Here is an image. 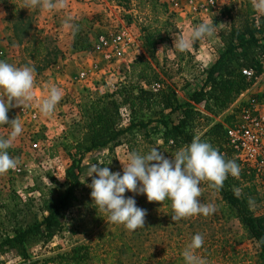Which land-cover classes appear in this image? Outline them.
<instances>
[{"label":"rangeland","instance_id":"1","mask_svg":"<svg viewBox=\"0 0 264 264\" xmlns=\"http://www.w3.org/2000/svg\"><path fill=\"white\" fill-rule=\"evenodd\" d=\"M213 1L209 4L210 0H176L175 4L173 0H130L125 7L118 0H67L64 8L49 11L39 7L23 8L24 0H0V60L17 66L31 65L36 69L35 101L28 107H12L8 111L9 120L19 116L23 132L8 149L11 156L19 158L18 166L0 175V243L12 236L18 227L42 220V199L48 197V190L56 183H65V170L75 153L73 147L77 142L85 141L84 111L91 103L130 80V67L138 57H146L160 71L161 88L165 84L173 85L176 90L180 85L186 88L187 79L194 76L192 84L204 71L196 61V51L201 49L198 43H215L218 32L230 26L228 15L223 14L225 9L235 13L249 1L264 16V12L255 7L259 0ZM206 20L215 23L216 32L211 38L197 41L183 52L173 47L175 38ZM70 24L78 25L79 31L73 34ZM119 31H125L131 38V52L125 58L106 61L98 47V39L101 35ZM148 34H158V41L150 50L145 46ZM196 70L199 76L193 74ZM82 74L85 76L81 77ZM51 85L62 89L63 98L52 115L44 116L38 103L46 97ZM239 105L234 101L217 117L206 111L201 110V113L212 119L210 124L222 122L225 117L238 113ZM120 113L122 125L127 126L131 120L130 111L122 107ZM140 117L147 119L150 114L144 111L137 114V118ZM199 123L195 131L201 137L208 122L200 119ZM10 131V126H0V137L7 138ZM147 141L139 139L140 150L145 149L142 154L161 142L156 134L150 137L152 144ZM128 151V144L122 143L112 152L104 147L85 154L83 184L78 192L82 203L66 213V229L49 242L30 244L27 259L0 250V264L42 261L69 251L79 243L94 246L96 234L102 227L103 234L110 231L116 234L117 229L124 232L135 255L127 264H143L181 255L196 233L204 237L197 255L205 258L207 264H259V245L248 236L238 220L226 221L221 217V196L206 183L201 184L203 194L200 199L203 203L215 204L217 211L214 215L193 216L174 222L171 201L168 200L170 206L167 209L165 201L158 203V231L154 233L133 234L134 231L126 230L122 225L107 222V215L95 208L90 195L88 185L92 177H87L89 167L101 163L112 172L123 174L119 160L123 161ZM164 156L172 158L165 153ZM232 159L241 169L247 168L237 154H232ZM252 185L251 210L256 216L264 215V187L255 177ZM139 195L125 193L142 208L137 200ZM139 258L144 260L140 262Z\"/></svg>","mask_w":264,"mask_h":264},{"label":"trees","instance_id":"2","mask_svg":"<svg viewBox=\"0 0 264 264\" xmlns=\"http://www.w3.org/2000/svg\"><path fill=\"white\" fill-rule=\"evenodd\" d=\"M118 2L127 7L130 0ZM223 14L228 15L231 23L228 29L218 32L222 51L217 60L204 69L197 82L190 85L187 100H179L176 89L170 84L153 92L150 86L163 82L161 73L149 59L140 56L130 67V80L86 108L83 125L85 141H79L73 147L75 153L65 170V183H56L48 190V197L42 199V220L18 227L12 236H7L0 243V250L27 259L30 244L49 242L66 229V213L82 203L78 195L83 184L82 161L85 154L94 149L106 147L112 152L115 147L126 143L129 151L142 153L145 149L140 150L139 139L149 140L147 144H152L150 137L156 134L161 141L156 148L164 150L166 155H174L177 149L190 144L196 135L195 128L200 125L199 120L204 119L208 126L204 127L202 140L219 149L226 159L234 160L232 154L235 152L228 145L226 130V126L233 124L234 116L210 124L212 119L197 107L217 117L264 72L261 65L264 57V16L249 1L235 13L225 9ZM157 41L158 34H148L145 46L150 50ZM244 69L254 72L251 79L243 75ZM122 107L130 111L131 120L127 126L122 125ZM144 111L150 117L137 118V114ZM252 179L253 173L243 168L238 178L229 175L223 188L216 192L221 196V217L226 221L238 220L248 236L259 245V264H264V215L256 216L251 210L250 198L254 194ZM234 188H242L239 197L234 194ZM137 200L147 215L144 228L137 229L133 234L158 231V203H149L143 194ZM164 204L167 209L170 201L165 200ZM103 228L96 234L94 246L79 243L69 251L30 264H127L135 255L124 232L117 229L116 234L112 231L103 234ZM142 260L139 258L140 262ZM143 264H184V260L181 254Z\"/></svg>","mask_w":264,"mask_h":264},{"label":"clouds","instance_id":"3","mask_svg":"<svg viewBox=\"0 0 264 264\" xmlns=\"http://www.w3.org/2000/svg\"><path fill=\"white\" fill-rule=\"evenodd\" d=\"M67 0H24L23 8L44 10L62 9ZM255 7L264 12V0H259ZM67 24V22H66ZM73 34L79 31L78 25H68ZM216 32L215 23L206 20L195 25L189 31L174 39L178 51L190 49L195 42L211 38ZM36 69L31 65L17 66L0 60V126H10L7 138L0 137V175L15 169L19 158L9 154L8 149L22 134L23 125L19 116L9 120L8 111L12 107H28L35 101ZM63 98L62 89L51 85L47 95L38 103L39 111L44 116L54 113ZM165 152L153 147L147 153L130 150L125 154L122 165L123 174L112 172L108 166L93 163L87 177H92L91 198L95 208L107 215V222L122 225L128 231L144 228L147 212L137 206L136 200L126 197V192L146 195L149 203L163 204L171 201V219H181L203 215L208 217L217 211L215 204L203 203L202 183L213 190L223 188L229 175L238 178L240 166L235 160L225 156L210 142L195 135L190 142L176 150L172 158H166ZM111 163V162H110ZM238 197L239 188L233 189ZM250 198V203H251ZM103 218V217H102ZM204 244V237L196 233L182 252L184 264H207L197 255Z\"/></svg>","mask_w":264,"mask_h":264},{"label":"built area","instance_id":"4","mask_svg":"<svg viewBox=\"0 0 264 264\" xmlns=\"http://www.w3.org/2000/svg\"><path fill=\"white\" fill-rule=\"evenodd\" d=\"M173 2L176 4V0ZM213 2L210 0L209 4ZM132 45L133 42L125 31L101 35L98 39V47L103 51L106 61L125 58L131 52ZM261 65L264 69V57ZM242 73L248 79L254 75L250 69H244ZM251 86L257 87L252 96H245L244 91L238 97L242 101L239 102L240 108L234 115L233 124L226 126L227 140L229 147L250 169L258 184L264 187V72L255 78ZM150 89L157 92L161 85L155 83Z\"/></svg>","mask_w":264,"mask_h":264},{"label":"crops","instance_id":"5","mask_svg":"<svg viewBox=\"0 0 264 264\" xmlns=\"http://www.w3.org/2000/svg\"><path fill=\"white\" fill-rule=\"evenodd\" d=\"M198 45L201 49L198 52L196 51V58H197L196 61H198L199 66H202V69H205L208 66H210L211 64H213L217 60V58L219 57V54L221 53L222 48H223V44H222L219 37H217L215 43H205V44L201 45V42H200V43H198ZM193 74H196L199 76L197 70ZM193 78H194V76H192V79ZM192 79H187L189 82L188 83L189 86L187 84V87L185 88L184 86L182 87L180 85L179 90H176L179 100L184 101V100L188 99V94H189V89H190ZM197 80H198V78L196 77V79L193 80L192 84L196 83ZM256 88H257L256 86H251L250 88H248L246 90L245 96H252L256 92ZM179 91H182V94H184V95L180 94ZM236 101L239 104V102L242 101V98H238ZM197 109L200 111L202 110V112L204 111L200 107H197Z\"/></svg>","mask_w":264,"mask_h":264}]
</instances>
